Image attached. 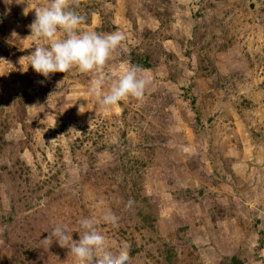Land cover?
<instances>
[{"label": "rangeland", "instance_id": "rangeland-1", "mask_svg": "<svg viewBox=\"0 0 264 264\" xmlns=\"http://www.w3.org/2000/svg\"><path fill=\"white\" fill-rule=\"evenodd\" d=\"M101 1L110 17L81 29L107 18L126 36L104 71L150 65L144 97L112 108L88 95L95 73L28 66L46 44L31 36L33 8L47 0H0V264H75L43 239L64 224L78 240L80 219L106 208L118 224L98 229L131 244V264H264V0ZM145 140L152 227L125 207L113 150ZM180 194L195 206L177 207Z\"/></svg>", "mask_w": 264, "mask_h": 264}, {"label": "clouds", "instance_id": "clouds-1", "mask_svg": "<svg viewBox=\"0 0 264 264\" xmlns=\"http://www.w3.org/2000/svg\"><path fill=\"white\" fill-rule=\"evenodd\" d=\"M78 8L79 0H47L44 6L33 8L35 19L29 25L31 36L46 44L36 46L26 56L28 66L46 79L50 74L67 73L73 68L81 73H95L87 91L103 108L115 107L128 97L142 99L150 80L139 65L129 63L116 77L104 71L112 54L125 41V34L82 30L81 25L87 22V17L78 12ZM106 85L107 91L104 90ZM81 108L83 106L79 112ZM134 203L129 198L125 207L130 208ZM101 221L115 226L119 217L106 208L99 218L80 219L78 240L72 239L66 225L56 224L43 241L47 247L55 240L60 247L67 248L75 264H131V244L127 241L109 242L98 229Z\"/></svg>", "mask_w": 264, "mask_h": 264}, {"label": "trees", "instance_id": "trees-1", "mask_svg": "<svg viewBox=\"0 0 264 264\" xmlns=\"http://www.w3.org/2000/svg\"><path fill=\"white\" fill-rule=\"evenodd\" d=\"M101 0H79V8L77 9L78 12H80L81 14H85L87 17V22L83 25H87L89 24V22L91 23V17L93 15H98L100 17L102 16H108V18L110 17V13L105 11V9H102V1L101 4L97 6L98 3H100ZM80 6L83 8V10L80 9ZM101 7V8H100ZM108 19H101V25L96 28L95 30L97 32L100 33H111L114 32L116 29L114 28L113 25H108ZM110 23V22H109ZM136 58L134 60H128V62L130 61L131 64L133 65H139L141 68H143L144 70L149 69L150 65H149V58L147 56H135ZM41 92H43V88L42 90H40ZM126 109L124 108V112L123 114L125 115L126 113ZM147 147V142L145 140L144 142V146L140 145L136 150H134L133 148H129L126 149L125 148V142H122L121 146H115L113 148L114 153L119 155V160L122 161V165H121V171L124 175L123 180H121V182H119V186H120V190H121V194L124 195L127 199V201L129 200V198L134 200V208L136 209V211L139 213L140 216V222L142 223L143 227L145 226H149L152 227V224L154 225V223L157 221V219H150L149 215L146 214V210H143L141 208L140 205H144V209H145V205L148 202V197L146 195V190H145V186H143V180L144 177H140V171L141 169H144L143 167H145L144 165V159L139 155V153L146 149ZM120 177H118L119 180ZM147 184V180L145 181V185ZM200 194V193H198ZM127 195V196H126ZM179 196V195H177ZM180 198L176 197V200H174L175 205H178L177 207H181L184 206V204L188 203H193V205L195 206V199H189V196H185V195H181L179 196ZM180 201V202H179ZM139 210V211H138ZM140 211L144 212V215L142 216ZM188 209H185L184 212L187 213ZM146 212V213H145ZM191 215V214H190ZM190 217V216H188ZM192 219V218H191ZM204 224V223H203ZM154 227V226H153ZM187 227H183V230H187ZM133 253V251H131ZM135 253V252H134ZM231 264H243L240 260H238L235 256H233L231 258Z\"/></svg>", "mask_w": 264, "mask_h": 264}]
</instances>
